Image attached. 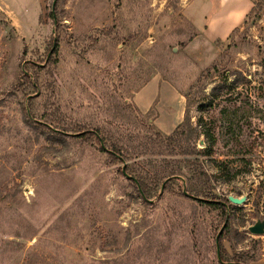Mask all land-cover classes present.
<instances>
[{"label":"rangeland","instance_id":"1","mask_svg":"<svg viewBox=\"0 0 264 264\" xmlns=\"http://www.w3.org/2000/svg\"><path fill=\"white\" fill-rule=\"evenodd\" d=\"M250 1L227 34L206 28L215 0H0V264H220L224 225L190 181L246 198L225 259L264 263L249 231L264 221V0ZM156 75L186 99L176 142L134 104ZM134 164L180 180L145 200L122 174Z\"/></svg>","mask_w":264,"mask_h":264},{"label":"crops","instance_id":"2","mask_svg":"<svg viewBox=\"0 0 264 264\" xmlns=\"http://www.w3.org/2000/svg\"><path fill=\"white\" fill-rule=\"evenodd\" d=\"M215 1H219L220 5L217 7L216 4L214 12L207 20L206 28L216 29L222 33L229 34L240 26L252 9L250 0ZM134 104L144 115L154 111L156 113L155 125L163 134L170 135L182 124L186 99L184 93L172 82L156 75L135 93ZM253 264L264 263L255 262Z\"/></svg>","mask_w":264,"mask_h":264},{"label":"trees","instance_id":"3","mask_svg":"<svg viewBox=\"0 0 264 264\" xmlns=\"http://www.w3.org/2000/svg\"><path fill=\"white\" fill-rule=\"evenodd\" d=\"M52 16H53V18H55L54 14ZM237 84H238V82L235 81L234 86H236ZM38 123L39 124H37V125L39 127L47 128V129L50 128V126L46 125L45 123H41V124H40V122H38ZM180 131H181V125L172 134L164 135V138L167 141L176 142V140H178V137L181 135ZM96 134L99 135L100 133L97 131ZM92 135H93L92 131L87 130V131L81 133L79 135V137L83 138V139H88ZM207 138H208V141L210 143V146L213 147L216 143V140L214 139L213 136H211L209 134H207ZM98 140H99L100 144L102 145V150L106 151L111 156L112 159L120 160L122 163H126L132 159L133 156L123 152V148L120 145V143H115L113 146L109 147L107 144V139L105 137H103L102 135H101V137L98 138ZM148 147H149V145L148 146L146 145V147L144 149H148ZM150 147L154 148L155 146L154 147H153V145L151 146V143H150ZM178 149H180V152H181L180 154H184V155L189 154V153H187V151H184V149L182 147H178ZM172 151L176 152L177 147L173 145ZM211 154H212L211 152L208 153V155H211ZM136 165L137 164H134V165H131L130 168L129 167L125 168V173L123 171L122 174L129 178V181H131L136 186L140 197H142L145 200H147L151 197L152 191H153V188H152L153 185H155L157 187H159V186L161 187L164 184L165 190H167L169 180H170V182L173 180H176V181L180 180L178 177V173L176 171L168 170L167 167L163 168V169H158L155 167V171H153L152 173H151V171H148L145 173L142 171H137L134 167ZM139 165H141V164L139 163ZM202 175L205 176L207 179H209L208 172L203 171ZM190 182H191V184L189 185V188L186 190L184 189L185 190L184 195L186 197L190 196V197L194 198L199 203V205L202 207H209L212 210L218 211V215L220 218L219 219L220 220V227H222L227 221L228 209H230V207H232L228 198L218 199L217 197H215V195L213 197H208L205 194L206 192L203 189L195 186L192 183V181H190ZM192 194H194L195 196ZM231 228H232V224L228 223L225 227L224 232L221 234V237H220L221 261H219V259H218L217 251H216V253H217L216 259L218 260V262L220 264H248V262L242 256H235L234 259H230V260L225 259L226 249L224 247L223 242L226 239V235L230 232ZM253 261H255V260H253Z\"/></svg>","mask_w":264,"mask_h":264},{"label":"water","instance_id":"4","mask_svg":"<svg viewBox=\"0 0 264 264\" xmlns=\"http://www.w3.org/2000/svg\"><path fill=\"white\" fill-rule=\"evenodd\" d=\"M54 47H55V45H54ZM123 171L125 173V167H124ZM228 200H229V202L231 204L239 205V206L243 205L246 202V198L245 197L238 198V197H235V196H229ZM226 225H227V222L222 227L221 231L219 232V234L217 236V240H216L217 253H218L219 261H221V256H220L221 255V253H220V237H221V234L223 233V231L225 230ZM249 231L251 232V234H254V235H264V221L257 222L255 225H253V226H251L249 228Z\"/></svg>","mask_w":264,"mask_h":264}]
</instances>
